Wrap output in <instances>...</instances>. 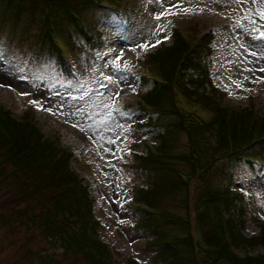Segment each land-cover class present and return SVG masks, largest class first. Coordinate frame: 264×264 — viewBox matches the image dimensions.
I'll list each match as a JSON object with an SVG mask.
<instances>
[{"label":"trees","instance_id":"16d2710c","mask_svg":"<svg viewBox=\"0 0 264 264\" xmlns=\"http://www.w3.org/2000/svg\"><path fill=\"white\" fill-rule=\"evenodd\" d=\"M123 2L0 0V29L7 27L13 34L19 29L17 42L27 41L34 54L24 57L31 67L41 60L54 73L66 72L69 77L57 41L74 51L80 70L85 71L104 46L103 37L112 31L127 32L118 12ZM198 26L173 28L171 43L139 62L150 78H139L138 113L149 120L138 127L146 124V133L158 135L159 145L157 154L146 150L136 156L135 170L149 180L163 174L166 182L135 185L134 200L147 209L136 207L132 214L138 227L151 229L153 238L145 244L153 249V263L264 264V251L248 254L260 246L264 249V221L256 212L264 204V115L257 116L250 106L237 109L223 104L219 92L224 91L213 86L207 70L215 35L211 30L201 32ZM2 56L9 61V55ZM174 88L210 117L204 121L187 112ZM168 116L174 121L163 129L151 126ZM181 133L187 137V149L174 154ZM73 155L45 137L28 113L17 119L0 106V228L24 232L26 242L40 238L58 246V256L53 253L45 259L40 255L43 248L38 249L35 255L44 264H117L114 251L99 237L95 198L72 168ZM173 162L187 171L172 166ZM239 164L247 166L253 181L247 199L242 191L230 190V184L223 193L215 187L217 174L224 178L230 166ZM252 223L257 231L247 236L244 232ZM124 261L138 264L132 258Z\"/></svg>","mask_w":264,"mask_h":264},{"label":"rangeland","instance_id":"374dc122","mask_svg":"<svg viewBox=\"0 0 264 264\" xmlns=\"http://www.w3.org/2000/svg\"><path fill=\"white\" fill-rule=\"evenodd\" d=\"M177 4L192 12H180L173 7ZM168 8L177 14L155 18ZM261 11H264V0H256V3L252 0L240 3L234 0H132L127 5V14L133 13V26L127 32L112 31L103 37L106 46L97 50L93 66L74 79L54 73L41 60L31 67L24 57H34V54L27 41L17 42L19 29L15 34L7 27L0 29V85H3L0 86V106L10 109L17 119L28 113L45 136L52 138L60 149L73 152L71 166L86 179L95 198L99 237L114 251L117 264H125L126 258L138 264H156L151 261L153 249L145 244L153 234L151 229L137 226L132 199L138 194L135 185L145 187V182L151 180L159 184L166 182L163 174L149 180L135 170L136 156L146 151L144 143L152 150L159 145L158 135L146 133V124L138 127V123L149 120L138 113L135 103V92L139 90L138 63L147 61L149 54L171 43L173 27L190 22L199 25L200 30L211 28L216 37L210 56V74L214 84L224 91L219 92L223 104L229 103L237 109L250 106L257 116L264 115V71H260L264 69V40L255 38L264 32ZM214 16L227 17L228 24L217 25ZM143 44L149 45L147 50L140 47ZM7 50L9 61L1 55L7 54ZM106 77H111V81ZM159 120L164 125L174 118ZM186 149L187 137L181 133L173 153L186 152ZM170 164L187 171L185 167L180 168V164ZM228 172L224 178L220 174L215 176V187L223 193L230 184V190L242 191L247 199L253 186L247 166H230ZM255 200H260V194ZM256 212L264 221V204ZM251 225L244 232L248 236L257 231L255 224ZM25 236L22 231L10 233L0 228V264H44L43 258L35 255L41 247L40 255L43 254L44 259L60 253L40 238L26 242ZM194 236L198 239V233L194 232ZM27 250L33 254L25 255ZM263 251L260 246L248 254L255 256ZM243 252L238 253L243 255Z\"/></svg>","mask_w":264,"mask_h":264},{"label":"snow or ice","instance_id":"6c2138e0","mask_svg":"<svg viewBox=\"0 0 264 264\" xmlns=\"http://www.w3.org/2000/svg\"><path fill=\"white\" fill-rule=\"evenodd\" d=\"M214 2H217V0H214ZM234 2L236 3H240L242 2V0H234ZM253 3H256V0H252ZM173 7H175L176 9H178L180 12H183L184 14H189L192 12V9L190 8H186V7H181L180 4H177V5H174ZM201 11H203V9H201ZM177 13L173 12L172 11V8H168L165 10V12L161 13V14H158L155 18L156 19H161L163 16L165 15H175ZM259 15L261 17H264V11H261L259 13ZM258 31V30H256ZM256 39H261V40H264V32H261L257 37H255ZM153 47L155 45H152ZM140 47L144 48L145 50H147V48L149 47L148 44H143V45H140ZM253 55H255V53H252ZM260 71H264V69H260ZM106 79H108L109 81H111V77H106ZM0 86H3V85H0Z\"/></svg>","mask_w":264,"mask_h":264}]
</instances>
